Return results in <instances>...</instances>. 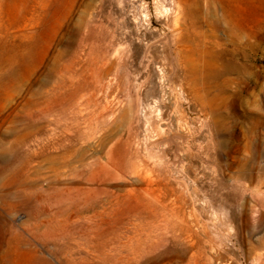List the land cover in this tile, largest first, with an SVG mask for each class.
<instances>
[{
	"label": "rangeland",
	"instance_id": "obj_1",
	"mask_svg": "<svg viewBox=\"0 0 264 264\" xmlns=\"http://www.w3.org/2000/svg\"><path fill=\"white\" fill-rule=\"evenodd\" d=\"M121 253L264 264V0H0V264Z\"/></svg>",
	"mask_w": 264,
	"mask_h": 264
},
{
	"label": "bare ground",
	"instance_id": "obj_2",
	"mask_svg": "<svg viewBox=\"0 0 264 264\" xmlns=\"http://www.w3.org/2000/svg\"><path fill=\"white\" fill-rule=\"evenodd\" d=\"M133 155H135V153H133ZM73 215V214H72ZM154 231V230H153ZM149 235H151V234H149ZM148 235V236H149ZM147 236V235H146ZM153 236V235H152ZM151 236V237H152ZM156 236V235H155ZM150 237V238H151ZM122 244V243H121ZM125 244V243H124ZM113 250H115V249H113ZM118 250H120V249H118ZM111 252V251H110ZM113 252V251H112ZM116 252V251H115ZM106 255V254H105ZM114 255V254H113ZM129 256V255H128ZM137 256V255H136ZM103 257V256H102ZM137 258V257H136ZM132 259H133V257H132ZM134 259H135V257H134ZM133 259V260H134ZM112 260V259H111ZM136 260V259H135ZM130 259L129 258H127L126 257V255H123L122 253H121V255L120 256H117L116 258H115V260H114V262H115V264H120V263H125V264H129L130 263Z\"/></svg>",
	"mask_w": 264,
	"mask_h": 264
}]
</instances>
